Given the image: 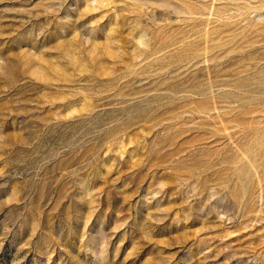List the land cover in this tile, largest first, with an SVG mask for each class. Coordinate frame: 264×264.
<instances>
[{
  "label": "rangeland",
  "instance_id": "374dc122",
  "mask_svg": "<svg viewBox=\"0 0 264 264\" xmlns=\"http://www.w3.org/2000/svg\"><path fill=\"white\" fill-rule=\"evenodd\" d=\"M0 264H264V0H0Z\"/></svg>",
  "mask_w": 264,
  "mask_h": 264
}]
</instances>
